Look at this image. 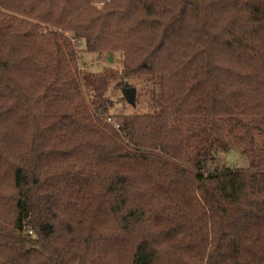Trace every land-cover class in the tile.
Returning a JSON list of instances; mask_svg holds the SVG:
<instances>
[{"label": "trees", "instance_id": "16d2710c", "mask_svg": "<svg viewBox=\"0 0 264 264\" xmlns=\"http://www.w3.org/2000/svg\"><path fill=\"white\" fill-rule=\"evenodd\" d=\"M257 134L264 0H0V264H264Z\"/></svg>", "mask_w": 264, "mask_h": 264}, {"label": "rangeland", "instance_id": "374dc122", "mask_svg": "<svg viewBox=\"0 0 264 264\" xmlns=\"http://www.w3.org/2000/svg\"><path fill=\"white\" fill-rule=\"evenodd\" d=\"M73 44L79 50V71L80 72H103L107 67H112L115 70H120L123 65V54L116 53L113 54V61H109V56L106 54H99L97 52L91 53L86 51L83 46L78 45L79 40L74 39L73 34H69ZM136 88V87H135ZM137 90V88H136ZM114 97H124L123 89L121 91H115ZM119 105L115 106L112 110V114H117L121 111L126 113H132L137 110V105L134 103H123L118 102ZM117 118H113L110 122H116ZM258 147L264 146V136L257 134L256 135ZM242 144L233 143V147L225 153H218V161L220 163H224L232 168H248L250 166V162L247 156L242 151Z\"/></svg>", "mask_w": 264, "mask_h": 264}, {"label": "water", "instance_id": "95a60500", "mask_svg": "<svg viewBox=\"0 0 264 264\" xmlns=\"http://www.w3.org/2000/svg\"><path fill=\"white\" fill-rule=\"evenodd\" d=\"M109 61H113V54H110ZM124 96L129 103H135L137 90L135 87H125L123 89Z\"/></svg>", "mask_w": 264, "mask_h": 264}]
</instances>
